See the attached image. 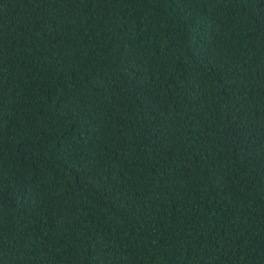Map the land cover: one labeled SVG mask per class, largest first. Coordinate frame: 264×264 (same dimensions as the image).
Segmentation results:
<instances>
[{
	"label": "trees",
	"instance_id": "trees-1",
	"mask_svg": "<svg viewBox=\"0 0 264 264\" xmlns=\"http://www.w3.org/2000/svg\"><path fill=\"white\" fill-rule=\"evenodd\" d=\"M0 264H264V0H0Z\"/></svg>",
	"mask_w": 264,
	"mask_h": 264
}]
</instances>
